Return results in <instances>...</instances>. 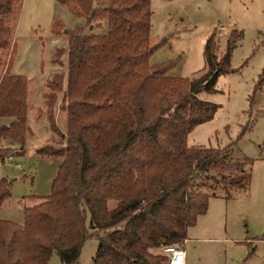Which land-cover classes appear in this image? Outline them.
<instances>
[{
    "label": "trees",
    "instance_id": "trees-1",
    "mask_svg": "<svg viewBox=\"0 0 264 264\" xmlns=\"http://www.w3.org/2000/svg\"><path fill=\"white\" fill-rule=\"evenodd\" d=\"M55 1L107 32L68 30L67 47L52 57L56 64L66 58V72L46 83L54 138L36 153L62 162L50 195L25 205L22 225L0 220V264H48L53 254L60 264H77L88 238L98 243L91 264H166L163 249L184 243L211 196L230 198L250 187L253 162L233 158L235 144L187 143L196 127L214 118L218 106L198 95L216 92L218 78L233 73L231 54L242 33L234 30L219 51L214 30L203 48V71L181 79L169 75L180 58L150 62L167 44L151 42L150 0ZM20 2L0 0V119L11 120L0 127V140L23 146L30 133L28 82L11 73L15 45L8 23ZM63 30L53 23L52 34ZM57 111L66 116L63 133ZM216 167L220 174L212 172ZM11 189V181L0 179V207ZM111 201L117 202L113 211Z\"/></svg>",
    "mask_w": 264,
    "mask_h": 264
},
{
    "label": "rangeland",
    "instance_id": "rangeland-1",
    "mask_svg": "<svg viewBox=\"0 0 264 264\" xmlns=\"http://www.w3.org/2000/svg\"><path fill=\"white\" fill-rule=\"evenodd\" d=\"M150 3L151 42L167 39L166 46L150 62L160 64L180 58L169 74L172 77L190 79L203 71V48L214 30L222 29L216 35L219 51H224L234 30L242 33L231 54L233 73L218 78L216 92L198 95L217 105V112L212 121L188 135L187 143L205 148L235 144L231 156L253 162L250 187L233 191L230 198L221 193L211 196L206 213L197 217L187 231L189 243L180 247L188 264H264V0ZM11 15L8 23L11 43L15 45L11 73L24 76L28 82L30 133L23 146L0 140V179L12 182L11 198L0 207V220L22 225L25 205L36 204L35 198L50 195L62 162L61 158H42L36 153L54 138L46 115V83L55 74L66 72V58L61 57L60 64H56L52 57L57 49L67 47L65 31L82 27L86 34L102 35L107 28L86 25L85 19L74 17L55 0H21ZM55 21L64 26L60 35L51 32ZM55 121L63 133L65 113L57 111ZM8 157L10 161L3 162ZM212 172L220 174V168ZM116 205V201L109 202V211ZM97 245L95 238L86 239L77 264H91ZM48 264H60L56 254Z\"/></svg>",
    "mask_w": 264,
    "mask_h": 264
},
{
    "label": "built area",
    "instance_id": "built-area-1",
    "mask_svg": "<svg viewBox=\"0 0 264 264\" xmlns=\"http://www.w3.org/2000/svg\"><path fill=\"white\" fill-rule=\"evenodd\" d=\"M218 31H222V29L220 28ZM9 161L10 157L3 159V162ZM163 253L168 258L166 264H186L185 253L181 247H167L163 249Z\"/></svg>",
    "mask_w": 264,
    "mask_h": 264
},
{
    "label": "crops",
    "instance_id": "crops-1",
    "mask_svg": "<svg viewBox=\"0 0 264 264\" xmlns=\"http://www.w3.org/2000/svg\"><path fill=\"white\" fill-rule=\"evenodd\" d=\"M0 120H3V121H5V122H2V123H0V127L1 126H6V125H9L10 123H11V120H9V119H0ZM0 146H1V143H0ZM4 219V218H3ZM187 240L188 239H186L185 241H184V243L185 242H187ZM189 242H187V244H188ZM184 245V244H183ZM184 253H185V251H184ZM185 259H186V264H188L187 263V255L185 254Z\"/></svg>",
    "mask_w": 264,
    "mask_h": 264
},
{
    "label": "water",
    "instance_id": "water-1",
    "mask_svg": "<svg viewBox=\"0 0 264 264\" xmlns=\"http://www.w3.org/2000/svg\"><path fill=\"white\" fill-rule=\"evenodd\" d=\"M65 34L67 33V31L64 32Z\"/></svg>",
    "mask_w": 264,
    "mask_h": 264
}]
</instances>
